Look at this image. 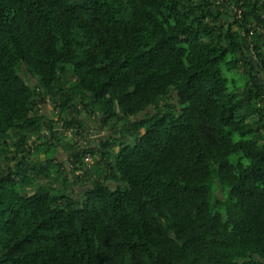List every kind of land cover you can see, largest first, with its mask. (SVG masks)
<instances>
[{"label":"trees","instance_id":"1","mask_svg":"<svg viewBox=\"0 0 264 264\" xmlns=\"http://www.w3.org/2000/svg\"><path fill=\"white\" fill-rule=\"evenodd\" d=\"M0 264H264V0H0Z\"/></svg>","mask_w":264,"mask_h":264},{"label":"rangeland","instance_id":"2","mask_svg":"<svg viewBox=\"0 0 264 264\" xmlns=\"http://www.w3.org/2000/svg\"><path fill=\"white\" fill-rule=\"evenodd\" d=\"M28 83H30L31 85L34 83V81L33 80H31V79H29V82ZM168 102L169 103H171L172 105H175L176 103H175V98H174V94L172 93V94H170V96H169V99H168ZM161 103H163V102H161ZM46 108V114L49 116V117H51V118H53V117H57V115H56V112L54 111V110H52V109H49V108H47V107H45ZM147 113H153V110H148L147 111ZM84 123L86 124V126L88 127V129H90L89 130V133H90V136L91 137H93V139H91V138H88V139H91V140H89V141H94L95 142V140L98 138V137H106L107 135H108V133H109V131H108V129H105V130H98V128H97V126L95 125V120H93V118H88V117H84ZM57 130L56 131H58L59 132V129L58 128H56ZM93 130H97L96 132L95 131H93ZM61 131V130H60ZM49 134V133H48ZM66 134V137L68 138V139H71V141L73 140V143H75V141H76V143L79 145L80 143H82V141L81 140H78L77 138L75 139L74 138V133L71 131V132H66L65 133ZM85 138H87V137H85ZM85 138H83L82 140H86ZM67 139H63L62 140V142H67L66 141ZM86 142H88L87 140H86ZM58 153H59V159H61L63 162L65 161V155H64V153H62V148L60 147L59 149H58ZM38 159H40L41 161L42 160H44V157H43V155L42 154H40L39 156H38ZM93 163H95V160H93L92 161ZM91 162V164H89V167L91 166V165H93V163ZM64 166L66 167V168H69V166L66 164V163H64ZM78 174H80L79 172H76V175H78ZM71 181H72V179H71ZM39 184H42V185H47V183H46V181H42V180H40L39 181ZM33 192V190L31 189L29 192H28V194H31ZM76 197H78V196H76Z\"/></svg>","mask_w":264,"mask_h":264},{"label":"built area","instance_id":"3","mask_svg":"<svg viewBox=\"0 0 264 264\" xmlns=\"http://www.w3.org/2000/svg\"><path fill=\"white\" fill-rule=\"evenodd\" d=\"M244 1H247V0H241V4L244 2ZM252 1H254V0H252ZM233 10L235 11V12H237V13H240L241 12V9H237V8H233ZM45 135H47L48 134V132H45L44 133ZM76 139V138H75ZM82 141V143H80L81 145H86V140H81ZM76 142V141H75ZM84 164L86 165V167H88V168H90L89 167V164H91V162H92V159H90V157L89 156H86L85 158H84ZM93 163V162H92Z\"/></svg>","mask_w":264,"mask_h":264}]
</instances>
